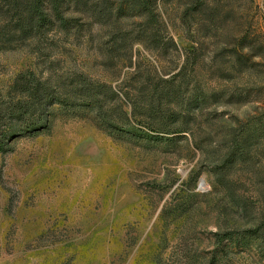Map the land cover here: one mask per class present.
<instances>
[{
	"label": "rangeland",
	"instance_id": "374dc122",
	"mask_svg": "<svg viewBox=\"0 0 264 264\" xmlns=\"http://www.w3.org/2000/svg\"><path fill=\"white\" fill-rule=\"evenodd\" d=\"M127 1L81 0L79 36L0 30V264H264V0H150L152 35ZM34 82L71 92L28 131Z\"/></svg>",
	"mask_w": 264,
	"mask_h": 264
},
{
	"label": "trees",
	"instance_id": "16d2710c",
	"mask_svg": "<svg viewBox=\"0 0 264 264\" xmlns=\"http://www.w3.org/2000/svg\"><path fill=\"white\" fill-rule=\"evenodd\" d=\"M3 4H0V15H3V18L0 20V23H2L0 30L3 32V38L6 39L4 41L5 45L13 42L20 43L27 39H40L51 32L75 36L82 35L84 32V25L80 23L79 18L67 15L72 8L81 9V0H6L5 3L3 1ZM130 11L147 15L150 18L144 25L146 28L143 35H152L154 30L150 22L155 13L150 5V0H128L127 7L121 6L116 14L119 17L121 14H127ZM109 13L112 16L115 14V10ZM113 26V33L119 34L122 30L120 23L115 21ZM156 36L157 34L155 33L154 38ZM141 39L144 40L143 38ZM237 59L242 64V60H244L242 56L238 55ZM24 90L27 92V95L24 97V100L22 99L16 105L17 118L24 120L23 116H26L29 112L34 114L41 112L40 118L34 120L24 128L28 131H35L49 126L52 120L51 116L55 110L53 109L54 105L61 98L60 93L71 92V87L62 85L58 89H55L50 83L34 82L32 85L24 87ZM77 91L78 95L84 99L83 101L86 106L96 111L103 110V101L100 98L97 87L87 84L82 85ZM157 96L153 98L154 100L150 99L148 103L149 112H153L154 114L158 113L162 108V97H160L159 93ZM24 129L21 127L18 132H22ZM4 145V139L0 140V150L3 149ZM246 238L244 237L243 240ZM223 241L224 239L221 243Z\"/></svg>",
	"mask_w": 264,
	"mask_h": 264
}]
</instances>
